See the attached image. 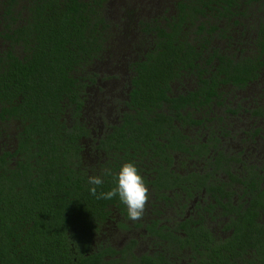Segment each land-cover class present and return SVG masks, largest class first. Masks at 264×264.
<instances>
[{"label": "trees", "instance_id": "obj_1", "mask_svg": "<svg viewBox=\"0 0 264 264\" xmlns=\"http://www.w3.org/2000/svg\"><path fill=\"white\" fill-rule=\"evenodd\" d=\"M108 1L0 0V264H175L180 257L228 264L243 236L264 264V224L250 210L236 218L233 236L217 242L191 214L142 226L118 196L97 199L88 183L102 176L97 194L110 191L120 166L132 162L170 205L180 208L181 193L203 187L204 209L213 206L223 188L211 185L207 166L224 156L212 135L214 107L228 108L231 91L264 72V0H171L170 13L165 7L148 17L126 11L133 54L122 64L116 38L127 29ZM107 61L123 69L119 77L101 70ZM109 78L117 93L101 100ZM185 123L201 135L190 139ZM176 155L202 156V172L169 168ZM220 194L228 207L229 192ZM110 222L154 234V248L134 250L131 231L114 244L105 235Z\"/></svg>", "mask_w": 264, "mask_h": 264}, {"label": "flooded vegetation", "instance_id": "obj_2", "mask_svg": "<svg viewBox=\"0 0 264 264\" xmlns=\"http://www.w3.org/2000/svg\"><path fill=\"white\" fill-rule=\"evenodd\" d=\"M262 80H264V77H259L247 82L243 88L237 87L232 90L227 98L224 99V103L228 108L225 106L222 108L214 107L215 116L212 120L214 132L212 135L216 136L217 140L214 143L218 148H221L224 156H217L214 159V163L211 166H207V168L212 169L211 176L208 178L211 181V185L223 188L221 192L218 189L215 191V195L220 201L216 198H210L213 206L209 210L204 209V206L208 208L206 202L209 199V195L204 192L202 187L199 193H194L191 196L181 193L179 208L176 200H172L174 206L170 205L168 197L164 199L160 195L155 194L151 188V182H145L149 189V200L145 206L143 217L139 219L142 221V226L145 222L149 224L152 220L157 224L167 223V219L177 218L179 213H183L182 218L191 214L194 218L202 219V223L207 227L211 236L218 242L233 236L236 218L238 216H246L247 213L245 211L247 210H250L251 217L257 223L264 224V114H261L264 109H255L257 105L264 107V95L260 94L263 92L261 88L264 87ZM236 91H242L243 94L235 96ZM254 111L259 114H254ZM238 122H240V126H237L236 123ZM183 130L190 139L201 135V130L197 132L196 125L188 126L185 123ZM2 135L5 137L4 132ZM178 154L183 153L178 152ZM176 157L178 160L176 162L174 160L169 168L173 167L179 173H184L191 169L202 172L204 166L202 156H199L196 160L186 159L185 156L178 157L176 155ZM149 167V165L143 166V168ZM152 172L155 171L151 170L146 174V177H151L150 173ZM164 175L161 177H164ZM224 189L229 192L228 200L230 205L228 207H223L221 203L226 199V196L221 198L220 194L224 192ZM168 191L166 192L167 196L170 195ZM172 206L177 212L173 210ZM122 213L123 211H115V217L117 219L125 218ZM128 225L131 226V229H118V231L124 234L125 237L128 235V231H131L135 236L134 250L139 252L149 249L151 251L154 248L151 243L154 234L146 232L145 229H142L141 234H139L133 224L128 223ZM254 230L246 229V231ZM180 234L184 235L182 231ZM142 235H146L147 239L145 240ZM121 237V240H123V236ZM241 238L240 244H242L243 249L240 250V254H236L237 256H232L233 259L228 264H260L261 261L257 259L256 255L251 253V246H258L251 244L252 239L247 236ZM148 243H150V247ZM226 252L230 253L229 250H226ZM174 262L175 264H189V258L180 257L179 260H174Z\"/></svg>", "mask_w": 264, "mask_h": 264}, {"label": "rangeland", "instance_id": "obj_3", "mask_svg": "<svg viewBox=\"0 0 264 264\" xmlns=\"http://www.w3.org/2000/svg\"><path fill=\"white\" fill-rule=\"evenodd\" d=\"M108 6H109L110 16L119 22V29L121 28L127 29V27L130 26L129 24L131 23V21L129 20V16L131 15V11L133 10H134L133 14L135 16L140 15V16L148 17L159 13L164 14L165 7L167 8L165 14H168L171 12V7H172L171 0H109ZM126 11L130 12V15L125 13ZM124 31H125L124 34L121 33L116 38V40L119 41V43L121 42V44L123 45V46L121 45L123 51L122 52H120V50L118 52L116 51L115 53L116 56L114 55L116 58H119L118 61L121 64L126 58L132 56L133 54L131 50V46L127 42V40L132 37L133 33L130 31V29ZM101 70L104 73H114L118 77L120 76L119 72L121 70L123 71V69H120V67L113 65L111 61H107L103 63L101 65ZM261 77H264V73H262ZM118 80H120V78ZM103 82L107 83V87H105L104 83H101L102 85H104L103 88L104 90L103 92H99L98 94H101L100 96L102 97L101 100H104L105 98L108 100L109 97H111V95L114 96L113 94L117 93L115 92V90L118 88L119 84L118 83L115 84L113 82V79L111 78L106 79ZM242 94H243L242 91L235 92V96L236 95L241 96ZM90 106H92V104ZM236 124L237 126L241 125L240 122ZM105 229H107L105 235L111 236V241L114 244H119L120 240L122 239L121 236H123V238L125 237L124 234H121L120 231H118V229L115 228L113 222H110L109 226H105Z\"/></svg>", "mask_w": 264, "mask_h": 264}, {"label": "clouds", "instance_id": "obj_4", "mask_svg": "<svg viewBox=\"0 0 264 264\" xmlns=\"http://www.w3.org/2000/svg\"><path fill=\"white\" fill-rule=\"evenodd\" d=\"M110 174H112L111 170H105L104 175ZM114 179L115 187L110 191L97 194V186L102 185L104 180L99 175L89 176L90 193L97 199L106 200L118 196L120 202L126 206L128 218L132 221L141 219L149 200V189L136 165L132 162H125L120 166L118 173L114 174Z\"/></svg>", "mask_w": 264, "mask_h": 264}]
</instances>
